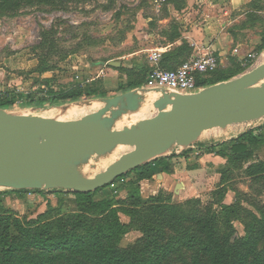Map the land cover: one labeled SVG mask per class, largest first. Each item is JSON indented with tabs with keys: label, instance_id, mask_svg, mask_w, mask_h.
Returning <instances> with one entry per match:
<instances>
[{
	"label": "rangeland",
	"instance_id": "374dc122",
	"mask_svg": "<svg viewBox=\"0 0 264 264\" xmlns=\"http://www.w3.org/2000/svg\"><path fill=\"white\" fill-rule=\"evenodd\" d=\"M252 1L250 0L249 4H245V0L240 2L241 4H232L231 0H166L160 5L156 0H65L63 4L56 5L50 1L41 3L33 0L16 13L3 14L0 10V93H22L24 98L21 105L6 110L13 114L76 121L105 107V104L99 103L100 98L92 99V106L96 105L93 108L84 104L91 100L49 103L45 108L23 105L30 95L42 89L46 90L48 81L54 82V91L81 81H99L104 85L109 98L139 90L147 92V76L141 73H148L152 69L150 56L169 42L165 33H171L174 27L179 26L176 24V14L181 8L193 9L198 17L217 18L218 28L223 30L224 27L233 35L228 52L222 56L223 63L219 73L230 74L236 71L234 78H238L264 64V50L260 49L264 33V0L258 3L261 12L252 9ZM257 16L260 19L256 18ZM45 31L53 33L52 40L56 42L53 50H45L42 47V33ZM111 62H120L124 69L119 70L111 66ZM127 71L135 75L128 76ZM102 73H105V76H101ZM132 80L142 83L141 86L116 92L119 85L127 87ZM155 96L154 93H149L146 99L140 101V109L136 111L125 112L122 106L113 108L112 112L105 116V119L110 120V129L132 128L137 126L139 121L151 118L155 111L152 103ZM115 113L121 114L115 117ZM128 113L131 121H124L122 125L116 124L118 118ZM263 124L264 118L226 129H213L207 131L209 133L205 132L195 146L227 143ZM120 148L122 149L116 147L104 155H91L79 162L86 165L89 163L87 171L81 172L83 176L94 178L133 150L131 147ZM251 150V163L264 161V146L251 147ZM196 151L166 162L170 175L163 173L162 168L156 167V160H153L149 162L152 167L150 180L138 184L137 174L131 173L102 188V191L96 194L95 200L109 199L131 211L126 203L132 190L139 187L142 197L146 199L161 192L171 196L174 204H183L187 201L186 198L201 199L204 204L215 203V211L220 215H227L219 201V192L226 188L223 203L240 207L242 220H235L233 223L240 236L245 237V224L251 221L250 212L260 216L255 205L264 208V181L257 183L246 175L244 168H235L221 185L222 173L228 166L225 164L215 169V166L207 165L208 175H217L216 180L202 185L196 182V186H191L192 181H197L201 176L188 174V169L199 167L197 162L205 156L203 153L198 157ZM247 166L248 164H245V167ZM177 184L181 185L180 189H177ZM187 188L190 189V194L180 197L181 192L185 193ZM50 209H54L59 215H78L80 212L74 192L61 189L43 190L27 192L24 197H20L13 190L0 188V212L3 214L14 215L24 222H30L36 221ZM151 216L142 212L133 219L131 215L119 211L121 223L129 228L127 234L122 237L120 246L134 247L144 237L141 227L148 223ZM133 220H140L142 224H132ZM152 220L154 221V218ZM184 259L188 261L190 253L183 252L176 264H181Z\"/></svg>",
	"mask_w": 264,
	"mask_h": 264
},
{
	"label": "trees",
	"instance_id": "16d2710c",
	"mask_svg": "<svg viewBox=\"0 0 264 264\" xmlns=\"http://www.w3.org/2000/svg\"><path fill=\"white\" fill-rule=\"evenodd\" d=\"M32 1L0 0V10L3 14L16 13ZM38 1H50L56 5L65 2ZM259 1L253 0L251 3L256 12L262 11L258 7ZM173 30L165 33L171 42L180 38L179 26ZM52 35V32L42 33V47L45 50L50 51L55 47ZM260 49L264 50V33ZM190 54L191 49L184 43L163 56L161 67L164 70H176L188 60ZM123 69L124 67L119 68ZM219 70L220 68L199 80V86H212L235 77L236 71L220 74ZM150 72L151 69L148 73L143 71L141 74L148 77ZM127 74L132 77L135 75L131 71H127ZM141 84L132 80L127 87L119 85L116 92L127 91V88L133 90ZM46 86V90L30 95L23 105L45 108L49 103L62 104L110 97L99 81H81L58 91L53 90V81H48ZM23 99L22 93L6 92L0 97V109L21 105ZM258 146H264V124L230 142L202 147L198 157L205 153L227 160L228 167H224L221 185L235 168H244L249 178L260 183L264 181V161L250 162L253 157L251 147ZM190 152L192 149L184 151L180 156H186ZM180 156L156 159L155 166L162 168L163 173L170 174L166 162ZM245 164L248 166L245 167ZM131 173L137 174V182L140 184L152 178V167L150 163L143 165L123 177ZM101 191L102 189L93 193H75L80 211L78 215H59L54 209H50L36 221L24 222L14 215L0 212V264H176L183 252L190 253V259H184L181 264H264V208L255 205L261 217L250 212L251 221L245 224L247 235L240 236L233 223L235 220H242L240 207L223 203L226 188L219 192V201L227 215L217 213L215 203L204 204L201 199L174 204L172 197L162 192L146 199L142 197L139 187L132 190L126 203L131 210L128 211L109 199L96 201V194ZM14 192L24 197L27 192L39 191ZM121 210L133 219L142 212L152 215L148 223L141 227L144 237L132 248L120 246L122 237L129 231L120 221ZM134 223L141 225L142 221L133 220L132 224Z\"/></svg>",
	"mask_w": 264,
	"mask_h": 264
},
{
	"label": "water",
	"instance_id": "95a60500",
	"mask_svg": "<svg viewBox=\"0 0 264 264\" xmlns=\"http://www.w3.org/2000/svg\"><path fill=\"white\" fill-rule=\"evenodd\" d=\"M110 65L122 66L120 62ZM263 80L264 64L194 94L145 87L156 95L152 117L123 130H111L105 116L120 106L125 112L138 110L142 99L135 96L137 91L100 98L103 109L76 121L12 115L0 109V188L96 192L159 157L197 145L205 131L263 119L264 83L257 86ZM84 104L92 106L94 101ZM117 146L133 150L94 178H86L75 169L89 156L104 155Z\"/></svg>",
	"mask_w": 264,
	"mask_h": 264
},
{
	"label": "crops",
	"instance_id": "0c3cea01",
	"mask_svg": "<svg viewBox=\"0 0 264 264\" xmlns=\"http://www.w3.org/2000/svg\"><path fill=\"white\" fill-rule=\"evenodd\" d=\"M231 1L232 4L234 3L238 4V2L240 3L243 2L244 0H231ZM245 2H246L245 4H249L250 0H245ZM176 17L178 22L176 24L179 25L178 31L180 34V38H178L174 42L169 41L166 44V46L163 45L160 47L165 49L164 55L176 50L177 48L183 46V44L185 43L191 49V54L187 61H189L197 51L200 52L213 51L216 52V54L221 59V63H223L222 56H224L226 52H228V49L233 42V35L227 32L224 27L223 30H220L218 28L217 18L210 16L207 18H204L203 16L198 17L197 12L189 8L180 10L176 14ZM182 65H180L178 68H180ZM233 78H231L230 80H232ZM200 148H202V146L198 145L196 150L200 151ZM192 152H195V150H192ZM197 164L199 165L197 169H195L194 167L188 169V174H196L201 176L197 181L193 180L191 186H196L197 185L196 182L198 183V185H202L204 183H209L210 180H216L217 175L215 174L213 176L208 175V172L206 171V167H208L207 165H209V167L215 166V169H218L220 166L226 164V160L219 156H215L214 154H205V156L202 157L197 162ZM172 175L174 176V174H171V176ZM188 194H190L189 188L185 190V193L181 192L180 197L183 196L186 197ZM186 200L188 199L186 198Z\"/></svg>",
	"mask_w": 264,
	"mask_h": 264
},
{
	"label": "built area",
	"instance_id": "2783aa9c",
	"mask_svg": "<svg viewBox=\"0 0 264 264\" xmlns=\"http://www.w3.org/2000/svg\"><path fill=\"white\" fill-rule=\"evenodd\" d=\"M165 1L156 0V3L161 5ZM164 53L165 49L159 48L150 56L153 67L148 75L146 88L160 89L170 94H194L208 87L199 86V80L204 79L209 73L217 71L222 64L216 52L197 51L189 61L185 62L177 70H164L161 67V60ZM101 76H105V73H102ZM1 96L2 93H0ZM188 149L196 150L197 147L192 146L187 149H177L172 151L168 156H180ZM196 152L199 154L201 150Z\"/></svg>",
	"mask_w": 264,
	"mask_h": 264
},
{
	"label": "bare ground",
	"instance_id": "6f19581e",
	"mask_svg": "<svg viewBox=\"0 0 264 264\" xmlns=\"http://www.w3.org/2000/svg\"><path fill=\"white\" fill-rule=\"evenodd\" d=\"M263 58H264V54H263ZM262 83H264V80L263 81H261V82H259L258 84H257V86H260ZM148 91L147 92H145V91H137L136 93H135V96L137 97V99H146L147 98V96H148ZM125 103V102H124ZM96 106V105H95ZM95 106H92V108L93 107H95ZM91 108V107H90ZM97 109V108H96ZM140 109V108H139ZM76 112H77V110H76ZM80 112H82V111H80ZM140 112V111H139ZM133 113V112H132ZM143 113H145V112H143ZM54 114V113H53ZM131 114V113H130ZM141 114H142V112H141ZM140 114V115H141ZM12 115H13V113H12ZM129 113L126 115V116H122L121 118H118L117 119V121H116V124H121L122 122H124V121H126L127 122V120L128 121H131V116H129ZM136 117V116H135ZM128 118H130V119H128ZM132 120H133V118H132ZM134 121V120H133ZM131 123V122H130ZM129 124V123H128ZM122 125V124H121ZM120 125V126H121ZM130 125V124H129ZM122 127V126H121ZM210 131V130H209ZM205 132H207V131H205ZM205 132L203 133V134H205ZM207 133H209V132H207ZM202 134V135H203ZM201 138H202V136H201ZM200 138V139H201ZM117 147H119V149L121 150L122 148H120V147H123V146H117ZM124 148V147H123ZM119 149H118V151H119ZM117 151V150H116ZM113 153H116V152H113ZM121 153V152H120ZM117 154V153H116ZM112 155H115V154H112ZM112 157V156H111ZM110 157V158H111ZM89 164V163H88ZM87 164V165H88ZM86 165V163H81V164H79V165H77L76 166V170H78L79 172H86L87 171V166ZM92 166V165H91ZM91 174V173H90Z\"/></svg>",
	"mask_w": 264,
	"mask_h": 264
}]
</instances>
